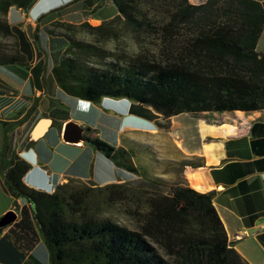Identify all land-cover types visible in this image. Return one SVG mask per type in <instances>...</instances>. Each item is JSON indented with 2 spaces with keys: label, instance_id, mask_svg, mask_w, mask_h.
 Wrapping results in <instances>:
<instances>
[{
  "label": "trees",
  "instance_id": "16d2710c",
  "mask_svg": "<svg viewBox=\"0 0 264 264\" xmlns=\"http://www.w3.org/2000/svg\"><path fill=\"white\" fill-rule=\"evenodd\" d=\"M30 1L0 0V37L18 34L5 20L8 7ZM110 2L116 14L96 25L52 21L45 28L66 42L49 68L60 91L87 101L125 98L163 119L264 109V55L255 50L264 0ZM18 44L24 46L20 37ZM25 61L16 42L0 44V65ZM7 90L0 80V95ZM0 125L3 187L31 205L48 264H247L226 240L211 193L182 179L183 166L195 160L157 159L150 145L122 136L114 146L84 127L88 145L138 179L98 186L67 178L45 192L22 182L29 165L7 152L10 122ZM100 202L120 203L132 227L99 216Z\"/></svg>",
  "mask_w": 264,
  "mask_h": 264
},
{
  "label": "crops",
  "instance_id": "0c3cea01",
  "mask_svg": "<svg viewBox=\"0 0 264 264\" xmlns=\"http://www.w3.org/2000/svg\"><path fill=\"white\" fill-rule=\"evenodd\" d=\"M187 1L196 4L203 0ZM115 14L110 0H31L21 9L10 6L6 10L5 20L18 32L16 43L26 61L19 84H6L7 94L0 95V121L10 122L5 130L7 152L15 153L29 165L21 176L26 186L50 192L67 178L91 180L98 186L138 179L136 175L115 177L113 168L112 174L95 175L93 161H102L97 155L101 153L87 143L69 144L76 149H64L67 156L62 174L54 176L48 161L52 156L49 158L46 151L53 152L59 146L60 125L67 119H54L51 112L52 106L65 99L49 74L55 62L49 59L50 41L45 28L52 21L96 25ZM263 32L264 22L255 42V50L264 55V48L257 47ZM18 37L24 46H19ZM126 107V113L144 121L136 120L135 134L119 136L114 146L120 145L125 136L150 145L160 158L195 160L196 166H183L182 179L197 192L211 193L210 202L225 238L240 258L247 264H264V109L180 112L163 119L148 107L128 103ZM40 117H48L50 123L41 136L29 140L28 133ZM48 128L51 131L42 141ZM78 161H84L79 171ZM85 169L89 176L84 174ZM8 209L14 211L15 217L0 230V264H48L46 249L31 217V205L21 197L12 198L0 175V213Z\"/></svg>",
  "mask_w": 264,
  "mask_h": 264
},
{
  "label": "rangeland",
  "instance_id": "374dc122",
  "mask_svg": "<svg viewBox=\"0 0 264 264\" xmlns=\"http://www.w3.org/2000/svg\"><path fill=\"white\" fill-rule=\"evenodd\" d=\"M104 9V8H103ZM97 13V12H96ZM78 38L86 40L87 37L84 35H77ZM258 38V37H257ZM48 39L50 41V57L52 61L56 62L58 59V56L62 49L65 47L66 42L61 36H55V35H49ZM40 40H43V37L40 36ZM16 42V37L14 35L7 36V37H0V44L3 46V48L8 47L12 45V43ZM107 47L110 46V43L106 44ZM258 48H264V32L260 34L258 39ZM24 66L23 65H17V64H6V65H0V80L3 81L7 85L15 86L16 84H19L18 79L23 75ZM61 92V91H60ZM62 97L65 99L63 101L64 103H61L60 105L56 104L51 107V112L54 113L53 118H65L72 120L74 122H77L79 125H82L84 128V125L93 128L91 129V134H96L100 139L104 140L108 144L114 145L117 143L119 136L125 135V136H133L135 131L133 130V124L137 121H144L143 118L137 117L134 114H128L126 104H132L129 100L125 98H109V97H102L98 101H87L83 100L77 97H73L70 95H67L63 92ZM5 94V93H4ZM7 94V93H6ZM3 101L0 100V104ZM133 106L130 107V112ZM125 110V111H123ZM133 112V111H132ZM47 132H45L44 136L42 137V141L47 139L50 128H48ZM3 132V128L0 125V139L1 134ZM94 132V133H93ZM59 146L55 147L53 149V152L51 150L47 151V156L49 155L48 161L49 167L51 170H53L54 176H58L61 173V169L63 166V161H66L64 156H67L66 153H64V149H76L71 147L69 144H65L62 142H59ZM89 147H91L89 145ZM150 149L152 151V155L156 157L157 159H164L160 158L158 155V152L154 150L151 146ZM99 153V152H98ZM74 154V152H70V155ZM98 157L102 161H93L94 164V173L98 176H104L106 173H110V168H113L114 173L113 176L121 178L123 177H133L134 174L119 168L117 166H114L109 160L104 158L101 154H97ZM79 165L77 166V170H81L80 163L84 161H78ZM89 162V161H88ZM103 162V163H102ZM102 163V164H101ZM108 166V169L105 168L104 165ZM84 174L89 176V170L85 169ZM121 204L120 203H114L111 206H106L104 203H98L99 210L98 215L109 217L110 219L114 220L118 224L125 225L127 227H132V221H130L128 218H126L123 213L121 212ZM1 214V213H0Z\"/></svg>",
  "mask_w": 264,
  "mask_h": 264
},
{
  "label": "water",
  "instance_id": "95a60500",
  "mask_svg": "<svg viewBox=\"0 0 264 264\" xmlns=\"http://www.w3.org/2000/svg\"><path fill=\"white\" fill-rule=\"evenodd\" d=\"M50 123L48 117H40L36 120L32 128L28 133L29 140H35L37 137L41 136L42 133L46 130ZM84 128L78 125L72 120H65L60 125L59 129V139L63 143L67 144H82L86 143L84 137ZM15 217L13 210L8 209L0 214V227H3L10 223Z\"/></svg>",
  "mask_w": 264,
  "mask_h": 264
},
{
  "label": "flooded vegetation",
  "instance_id": "af4514ba",
  "mask_svg": "<svg viewBox=\"0 0 264 264\" xmlns=\"http://www.w3.org/2000/svg\"><path fill=\"white\" fill-rule=\"evenodd\" d=\"M84 134V133H83Z\"/></svg>",
  "mask_w": 264,
  "mask_h": 264
}]
</instances>
